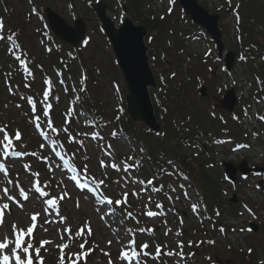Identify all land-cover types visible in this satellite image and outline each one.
Returning <instances> with one entry per match:
<instances>
[{"label": "rangeland", "instance_id": "374dc122", "mask_svg": "<svg viewBox=\"0 0 264 264\" xmlns=\"http://www.w3.org/2000/svg\"><path fill=\"white\" fill-rule=\"evenodd\" d=\"M7 1L8 9L4 10L3 16L10 20L8 21V27L16 32L21 31V37L24 38L23 42L26 45L29 44L31 53L36 55L38 62L40 61L43 66L50 68L49 74L53 84L56 86L58 93L62 95V104L59 109L71 107L70 94L64 92V87L59 85V73H61L64 82L76 90H79L81 86L85 87L87 85V89H90V92L102 100V107L111 120L115 118V114L120 109V104L122 103L121 95L129 97V90L126 80L117 65L112 46L101 28L98 20L99 15L94 10V7L97 4L104 6L107 18L116 26H120L124 18H130L136 24L145 26L144 22H147L150 14H155L156 20H166V27L159 23L160 28H163L164 31L159 29L156 32H150L148 27L145 26L148 31L146 36V45L149 48L148 61L157 82L154 88L149 89L154 115L160 125L163 122H168L169 119L172 120L173 115L177 111L180 112L178 115L190 113L192 117L201 116L199 122L202 123L203 128L210 135L201 137L202 141L197 142V144H211L213 150L209 152L212 154L210 158L213 160L215 158L216 161L214 160V162L222 166V169L215 168L212 172L220 185L222 201L225 206L224 215L220 216L219 222L227 227L228 234L223 236L222 232H216L209 221H204L207 217L201 220L191 215L186 207L187 201L186 203L184 202L187 198L179 201L174 194H171V200L164 198L167 199L166 202L172 205V208L174 207L176 214H178L176 215L175 212L171 211L172 209L168 211L166 221L170 220L168 221L169 224L161 222L158 218L142 216V209L158 210L154 207L155 202L151 203L149 201V190L138 183L140 180L133 170L130 169L131 171L128 170V173L125 174L123 170L117 172L115 169H111L109 165L117 161L106 155L107 152L114 150L121 158L127 156L138 157L137 152L123 135L114 136L111 134L110 128H106V142L86 136L85 142H83L85 147H82V150L74 148L73 153L76 155L74 159H76L80 168L82 165L87 164L90 170L89 173L97 181L105 179L100 192H105V187H107L105 194L112 199H119L123 191H128V205H124V207L132 211L136 219L128 218L121 225L117 209L118 214L116 216H105L104 213L112 208L111 205L108 208H104L97 204L95 201L99 199V194L95 196L89 195L87 191L77 188L71 179L73 175L80 178L81 174L84 173L82 168L79 169L80 175L68 171V167L62 165L60 157L55 155L57 149L53 150L50 144H44V148H37L36 152H34L35 158L32 164L26 163V160H23V156L10 155V165L5 166L8 169L7 173L0 171V204L9 203V209L5 210L4 214L5 225L0 227V239L3 238L5 233L11 235L13 222L20 227H27L31 223V214L39 213L37 228L34 231L35 240L38 242L41 239H52L55 242L53 245H46L47 251L42 249L41 255L45 258V264H58V259L50 257L49 253H55L57 258L59 256V250L55 247V244L60 243V240L57 238L55 230L60 228L61 225L54 216L45 214L44 208L47 205L42 203V199L45 198H40L39 194L35 193L34 188L29 185V179H32L33 183L36 180H40L42 189L50 192L53 196L57 193H68L65 199L60 202V214L67 217L66 226H71L73 231H75L77 226H83L84 221L90 222L94 237L86 245V249L91 247L92 251L80 264H108L109 259H111L112 264H126V262H121L118 258L122 244L117 243L118 238L122 242H126L127 238L124 235L126 228L145 227L154 229V237L147 232L137 234V245L148 241L153 248L156 243H160L162 246L168 245L167 248L162 247L161 250H176V231L179 226L186 230V234L180 236L179 240L183 239L185 241V249L188 252L191 249L188 246L192 245V247L198 248V252L201 254L204 251L202 241L209 240L214 241V243H211L212 247L207 250L211 251L214 261L218 259L221 262L232 260L234 264H262L264 262V182L261 183V177L249 176L248 179L232 185L224 177L226 174V163L238 168L236 171L237 175L238 170H240L239 166L244 162H246L247 167L264 166V135L262 134L257 139L254 137L247 140V134L244 133V130L249 132L248 129L251 127L245 126V123H249V119H246L242 122L243 131L241 133L243 140L241 141H248L253 146L249 150L232 152L231 147L234 143H226L230 141L227 134L229 132L227 131L229 130L228 125H230L231 121L230 115L219 106V100L224 93L230 88H234L237 96L241 99L240 101L251 105L252 114L255 112L261 113L264 110V102H258L254 98L256 96L259 99L264 94L262 90L263 84L259 83L264 82V30L260 31L261 36L256 39L258 44L251 46L250 49H244L242 46L245 43L242 37L245 30L242 23L243 17L244 22L246 20L252 22L253 20L244 16L245 7L243 4H239L241 0H197L199 5L210 15L216 14L219 16V28L222 33L221 40L225 45V49L238 55L230 75L225 72L223 59H219L214 42L211 41L202 28L191 20V16L187 15L182 5L175 0H171V2L170 0H144V7L139 12L144 24L134 20L130 10L126 8L125 0ZM123 7L127 11L126 14L123 12ZM255 8L261 12L264 8V0L260 3L257 2ZM49 11L63 18L74 30L78 29V22H81L84 39L75 46L70 44L75 47L71 52L65 45L66 43L69 44V42L59 38L50 28L47 16ZM236 13L239 16H235ZM263 13L261 14L262 17H264ZM150 19L153 20L154 17L150 16ZM10 25H13V28ZM75 36L76 34L74 33L73 37ZM51 37L59 39H55L57 44H59L58 50L54 46V41L50 39ZM85 41H87V44L84 43ZM45 44H49L51 47V51L48 54L44 47ZM82 78H86L83 80V85H81ZM43 79L44 77L40 73L35 76L36 87L39 91ZM20 80H22L21 77ZM85 82H87L86 85ZM202 84L208 87L206 90L208 98L200 95ZM11 88L15 89L14 85ZM30 90L32 91L33 89L20 90V93L17 94L19 100L21 93L29 94ZM169 90L172 91V98L174 96L173 101L169 103L170 110H166L164 107L159 109L157 105L162 102L167 105L163 96L167 95ZM0 98L5 103L0 108V125L6 124L9 128L11 127V130L19 129L24 134L27 132V138H36L37 130L36 132L33 130L35 127H33V122L30 118L34 117V115H26L24 112L17 110L11 105L10 97L2 95ZM175 100L177 102L179 100L185 101L186 107L183 108V105L178 107L180 105L177 106ZM25 109L28 111L29 106L25 105ZM193 111L199 112V114H194ZM61 114L55 117L58 127L64 123L65 115L64 113ZM66 114L69 113L66 111ZM162 116L165 118L162 119ZM43 119L45 120L44 117ZM77 119L80 124L79 134L81 136L82 118L72 117L71 122L72 126L77 128L76 124L73 123ZM225 121L227 122L226 126L223 124ZM189 122L192 125L194 123L193 118ZM252 122L255 127V121L252 120ZM135 123L137 126H145L139 120ZM259 127L264 129L263 124L259 125ZM230 128L232 129V127ZM217 135L222 137L221 145L214 143ZM23 147L26 148L27 145ZM208 147L210 148V145ZM138 152L141 154V151ZM42 153L44 157L48 156V160L36 157L37 154L42 157ZM187 154L193 156V152L190 150H187ZM4 157L7 156L4 155ZM101 160L105 162L104 168L99 167V161ZM219 161H224V166ZM149 163L145 162L146 165L144 164L146 166L145 172H143L144 180L153 177L154 169L150 167ZM25 164L30 167L24 168ZM195 166H199L198 163ZM50 168L51 170H49ZM37 172L40 173L38 177L33 175ZM105 172H107V175H104ZM239 177L241 178V176ZM133 179L137 181L136 184L132 183ZM88 183L90 187L96 186L92 180ZM5 187L9 189L7 195L15 197L19 204L7 199L3 192ZM19 188H24L28 193L29 198L27 200L19 196ZM178 189L179 187H177ZM180 191L182 192V190ZM187 191L192 196L191 200L196 202L199 198L197 193L189 187H187ZM133 192H138L139 196H133ZM77 201L79 202V207L76 206ZM20 204L23 207L19 206ZM145 204H147L146 209L144 208ZM244 205L250 208L246 209ZM234 207L236 211H233L235 210L233 209ZM97 208H101L100 213H97ZM236 215L239 216L237 217ZM46 216L49 218L48 220L56 219V223L54 225L44 224ZM101 216H104L103 220L100 218ZM136 220L139 221V225L136 224ZM181 220H183V224L180 223ZM252 223L258 227L257 232L250 230ZM41 225H43V228L49 229L48 233L44 232ZM51 227L53 231H51ZM168 227H172V229L169 235L165 236L164 232ZM114 230L118 231L114 232ZM109 240L112 241L111 244L107 243ZM189 241H192L191 245L188 244ZM65 242L70 244V247L65 249L66 254L80 251L78 249L79 241L75 237H73V241H69L65 237ZM249 249H252L251 253ZM105 253L108 255H105ZM165 260L166 264L170 263L169 257H165ZM179 262L181 261H178L177 264ZM206 262L198 264H209ZM65 264H68V262L65 261ZM148 264L161 263L150 258Z\"/></svg>", "mask_w": 264, "mask_h": 264}, {"label": "snow or ice", "instance_id": "6c2138e0", "mask_svg": "<svg viewBox=\"0 0 264 264\" xmlns=\"http://www.w3.org/2000/svg\"><path fill=\"white\" fill-rule=\"evenodd\" d=\"M170 2H171V0H170ZM3 28H4V22H3V20H0V30H2ZM12 39H13V37L11 35H9L7 37L0 36V41H5V40L11 41ZM84 43L87 44V41H85ZM14 47L19 48V47H21V45L15 44ZM7 51H12V49L9 48V49H7ZM49 51H51V49H49ZM13 55L15 56L16 60L19 62V65L23 66L24 72H27L29 77L34 79L33 74L30 71L29 65H28V63H26V60L24 58H21V56H17L15 54V52H13ZM24 55L26 56L27 54L25 53ZM242 59H243V57H242ZM173 75H175V74L173 73ZM84 79L85 78L81 79V85H83ZM59 83L61 85H63L64 81L59 80ZM44 84L48 85V87L42 91V96L44 98L43 101L35 99L34 98L35 94L25 96L24 93L20 94V99L22 101H24L26 104L31 105V108H30L31 113H39V114L35 115L34 117H30L32 119V122L34 123L35 129H39L41 127V116H43L45 118L44 122L46 123V126L51 129L52 133H55L57 135H59V133H61V132L67 133L68 132L67 128H64L62 125L59 127L54 126V122L51 119H47L49 117L50 110L53 109V105L47 102L50 95H52L53 81L50 79H45ZM24 87L30 88L31 84L30 83L25 84ZM9 91L11 92L12 89L9 88ZM63 91L67 92L68 89L64 88ZM73 91L75 92L76 89L73 88ZM79 92H82V93L86 92L85 87L81 86L79 89ZM55 99L57 101H59L58 96L55 97ZM79 100H80V96L77 95L75 97V101L78 102ZM41 103H43V107H40ZM16 106L18 108L20 107L19 104H17ZM66 111L69 114L73 115L74 117L83 116L85 119V122H88V120H87L88 113L86 110L85 111H78L77 109H75L73 107H68V108H66ZM116 119L118 120L119 117L117 116ZM259 119L264 120V116H260ZM73 123L76 124L77 128L80 127L78 119L74 120ZM8 127L9 126L6 124L0 125V145H2V147H3V154L5 156H8L10 154V155L16 156V157L28 155L26 150L21 151V150H16L14 148L13 139L10 138V135L8 133V130H7ZM12 135L14 136V139L16 142H18L19 144H23L22 134H21L19 129L13 130ZM41 135H44L52 143H57V141L51 140V137L47 133H41ZM93 138L94 139H96V138L103 139V137H100L99 132L93 133ZM64 139L67 140L68 136L66 135L64 137ZM216 142L221 143L222 141H216ZM81 146H83V141H81ZM39 147L44 148L45 145L40 144ZM109 147H111V146L109 145ZM237 147H248V145H238ZM10 149L12 150L11 153H9ZM141 151H143V149H141ZM31 155L34 156L35 153H32ZM55 155L61 157L64 164L66 166H68L71 171L76 172V168L73 166L74 162H75L74 161L75 153H73L72 157L67 159V160L64 159L63 155L60 152H56ZM106 155L108 157H111L113 160L117 161L116 163H111L109 165V167L111 169H115L117 172H120L121 170H123V172L125 174H127L128 170L130 168H132V167L139 168V167H141V164H142L141 161L136 160L133 156H127L125 158H121L119 155H117L115 153L114 150L107 152ZM44 159L48 160V156H45ZM85 159H87V157H85ZM167 163L169 165H173V161L170 159L167 161ZM23 167L27 169L30 166L25 164ZM57 167H59V165H57ZM99 167L100 168L105 167L104 160L99 161ZM81 168H82V171L84 173H87L90 171L88 169L87 164L82 165ZM49 170H51V168ZM0 171L7 173L8 169L5 168L4 164H0ZM164 174H166L168 176L173 175V173H166L165 169L163 167H161L159 172L153 173V179L148 180L147 183L149 185H151L153 183V180L159 181L161 176ZM176 174L179 175L180 173L177 171ZM33 175L38 177L40 175V173L37 172V173H34ZM104 175H107V172H105ZM71 179L73 181H75L76 187H78L82 191H87V193L89 195L95 196L96 194H99V199H97L95 201L97 204L103 206L104 208H108V206H110V205L113 206L112 208L109 209V211L104 213L105 216H107V215L116 216L118 213H117V210L115 208V205H120L121 208L119 210V215H120L119 223L121 225H123L125 223L126 219H128V218H131L132 220L136 219L134 213L124 207V205H128V195H129L128 191H123L121 194V198L112 199L111 197H109L105 194V192H107V187H105V192H100L99 186L104 185V183H105L103 179H100L97 181L94 176H92V177L86 176L85 182H80L78 176H72ZM89 179H91L93 181V183L96 185L95 187H90L89 183L87 182ZM183 179L185 181H187L189 178L186 175H184ZM132 183L136 184L137 181L133 179ZM138 183L143 184L144 181H138ZM29 185L34 188L35 193H38L40 198H45V199H42V203L47 205V207L44 208L45 214L54 216L56 219H58V221L61 225L60 228H57L55 230V234H56L57 238L60 240V243L55 244V247L59 250V256L57 258L55 253H49L50 257H52L54 259H58V264H65L66 258H67L69 264H80V262L82 260H84V258L87 257L89 255V253L92 251L91 247H88L86 249V245H88L89 241L94 237L93 228L91 227L90 222L84 221L83 226H77L76 230L73 231L71 226H66L67 225V217L60 214V212H61L60 202L65 199V197L68 195V193L67 192L57 193L55 196H53L50 192L42 189L40 180H36L35 183H33L32 179H29ZM188 187H191V185L189 184ZM168 188L172 192L176 191V189L174 187H172V185L170 183L168 184ZM179 188L182 190L184 197L190 200L191 197L189 196L187 188H185V185L179 184ZM152 190L154 192L159 193L163 190V187L162 186L156 187V188H153ZM3 192L7 196V199L9 201H13V202H16L19 204V202L16 200L15 197H13L11 195H7L9 192V189L7 187L3 188ZM18 194L20 197H23L24 200H27L29 198L28 193L25 191L24 188H19ZM132 195L133 196H139V193L133 192ZM166 198L168 200L172 199L171 196H167ZM150 199H151V197H149V200ZM176 199L178 200L179 197H177ZM19 206L23 207L22 204H20ZM76 206L77 207L80 206L78 201H77ZM129 207H130V205H129ZM154 207L157 209H160L163 207V205L157 203L154 205ZM144 208L145 209L147 208V204L144 205ZM8 209H9V203L0 204V227H3L5 225L4 214H5V210H8ZM197 209H198L197 203L191 204V210L193 212H196ZM96 211H97V213H100L101 208H97ZM39 215H40L39 213L31 214V216H30L31 223L27 227H20L15 222H13L12 227H11V235H8L7 233H5L3 235V238L0 239V264H45V258H44V256L41 255V250L44 249V251H47V248L45 246L46 245H53L55 242L52 239H41L38 242L35 240L34 231L37 228V217ZM141 215L147 216L149 218H157L159 216L164 215V213L158 212V211H152V210H146L145 211L142 209ZM216 215L217 216L219 215V211L216 212ZM100 218L103 220L104 216H101ZM56 219H54V220L45 219L44 224H53L54 225L56 223ZM180 223L183 224V220H181ZM136 224L139 225L138 220H136ZM41 227L43 228V225H41ZM43 230L45 233H48V231H49L48 228H43ZM115 231H118V230H114V232ZM170 231H171V229H166L164 232V235L168 236ZM220 231L223 232L224 229L221 227ZM145 232L152 234V236L154 237V229L153 228L135 227V228H126L125 229L124 235L127 238L126 242H122L119 238L117 239V243L122 244L121 250L119 252V257H118L121 262H126V264H147L148 258H151L154 260H160L164 256H166V257H174V256L183 257V255H184V253H183L184 244L179 239L176 241V249H178V251L169 250V251L162 252L161 251L162 247L167 248L168 245L165 244L162 246L160 243H156L155 247L153 248L152 245H150L148 241H144L143 243L139 244V246H138L137 245V239H136L137 234L145 233ZM176 235H177V237H179L182 235V232L177 231ZM65 237H67V239L69 241H73V237H75L76 240L79 241L78 249L80 251L78 253H71V252H69L67 254L65 253V249L70 247V244L65 242ZM107 243L111 244L112 241L109 240V241H107ZM208 243H214V241H208ZM188 244L191 245L192 241H189ZM97 247H98V245H97ZM251 251H252V249H249L250 253H251ZM105 255H108V254L105 253ZM108 264H112L111 259H109ZM262 264H264V262H262Z\"/></svg>", "mask_w": 264, "mask_h": 264}, {"label": "trees", "instance_id": "16d2710c", "mask_svg": "<svg viewBox=\"0 0 264 264\" xmlns=\"http://www.w3.org/2000/svg\"><path fill=\"white\" fill-rule=\"evenodd\" d=\"M261 1L262 0L239 1V4H243V6L245 7L244 16H247V19L253 20L252 22H249L248 20L244 22L243 17L242 22L241 18V22L245 27L244 34L242 35L245 41V43L242 45L244 49H250L251 46L258 44V42H256V39L257 37L261 36L260 31L264 30V17L261 16V14L264 12V8L261 10V12L255 8V4L257 2L260 3ZM143 3L144 0H125V4L130 10V13L133 15L134 20L141 23H143V21L139 12L140 9L144 7ZM7 4V0H0V14L3 12L1 6ZM150 16L154 17V19L151 20ZM8 21L10 20H5L6 30L10 32L11 28L8 27ZM147 22H144L145 24H143L148 27L150 32H156L159 29L164 31L163 28H160L159 23H161L165 27L167 26L166 20H156L154 14H150L148 16ZM10 26L12 27L13 25ZM65 45L70 51L73 50L69 45ZM6 46L7 41H3L0 48V83L3 90H6L3 84V80L9 79L10 81V78H16L18 73L17 71L14 72L12 69H10V59H12V56H10L7 51H5ZM30 54L35 57V54ZM5 57H7V60H5L6 62H4L3 60L5 59ZM32 60L34 61L33 58ZM34 67L35 70H43L40 62H36L34 64ZM79 96L80 100L78 102L80 104V107L82 108V111L86 110L88 115L90 116L95 115L93 118L103 119L105 117V110L102 107V100L100 98L98 99L96 95H94V93L90 92V89H87L86 92H81ZM163 97L166 100L167 105H164L163 102H160L161 104L157 105V107L159 109H161V107H164L166 110H170L169 103L173 101L174 98V96L172 98V91H167V95L165 94ZM19 103L21 104V106L25 105L24 101ZM124 103L125 105H123L125 111L123 113V119L121 122H118L116 127H118V129H121L122 132L127 136V138L132 141V143H138L141 146V148L143 149L142 153L144 154L145 159L150 161V163L153 165V168H155L157 172H159L160 168L163 167L166 173L170 172L174 175L173 168L175 166L173 165H179L176 171L180 172L182 176L187 173L186 176L189 178L188 182L190 181V183L196 187L199 194L202 195L208 211L212 215H214L215 211H219V213L223 215L224 204L222 201V194L220 192V185L217 182V179L213 176L214 174L212 172L216 168L215 164L209 166L208 163V166L206 165V167L204 161L197 159L195 156L187 155L184 151L185 147L190 145L198 137V129L203 128L202 123L199 122L201 116L191 117L187 116V114L178 115L180 112L177 111L173 115L172 120L169 119L168 122L162 123V129L160 130V132H157V135L156 132L150 131L145 126H137L127 111L126 96L124 98ZM176 105H180L178 107H182V105L183 108L186 107V103L183 100H179L178 102L176 101ZM0 107H3L2 102L0 103ZM20 110H23V107H21ZM174 111L175 109L173 110V113ZM197 114H199V112H197ZM240 117L241 114H239V120ZM192 118L194 123L191 125L188 121H190V119ZM169 159L173 161V165H169L167 163ZM195 163H198L199 166H195ZM167 177L168 175L166 174L161 176L162 179H166ZM147 185L151 187V185ZM210 252H208L209 255L211 254ZM206 255L207 254H203V256L198 257V254L194 251V258L192 259L194 260L193 263H197V260L200 261L201 259H206Z\"/></svg>", "mask_w": 264, "mask_h": 264}, {"label": "water", "instance_id": "95a60500", "mask_svg": "<svg viewBox=\"0 0 264 264\" xmlns=\"http://www.w3.org/2000/svg\"><path fill=\"white\" fill-rule=\"evenodd\" d=\"M185 12L190 15L195 23L203 26L213 37L216 42L220 56L224 51V44L221 40L222 33L219 30L218 15H210L202 8L197 0H179ZM99 15V21L110 40L115 57L118 61L119 68L126 80L129 90V111L135 119L142 120L148 127L154 130L159 129L156 121L153 107L150 101L149 88L156 85L155 78L148 62V47L145 44L144 37L147 30L144 26L136 25L130 18H126L123 24L117 28L105 15L104 6L96 7ZM48 19L55 33L62 39H66L76 45L82 38V24L79 22L77 30L68 25L63 18L52 11L48 12ZM76 34L73 37V34ZM236 54L232 51L226 55V66L230 71L234 65ZM201 93L206 95V88L202 87ZM237 104L234 90H230L221 100L223 108L233 111ZM238 168L233 167L230 163H226V171L228 175L235 180ZM239 169L243 173H248L246 162ZM254 231H258V227L252 226ZM228 263V262H227Z\"/></svg>", "mask_w": 264, "mask_h": 264}, {"label": "bare ground", "instance_id": "6f19581e", "mask_svg": "<svg viewBox=\"0 0 264 264\" xmlns=\"http://www.w3.org/2000/svg\"><path fill=\"white\" fill-rule=\"evenodd\" d=\"M105 15L107 17V12L105 11ZM45 219H49L47 216L45 217ZM51 231H53V228L51 227Z\"/></svg>", "mask_w": 264, "mask_h": 264}]
</instances>
